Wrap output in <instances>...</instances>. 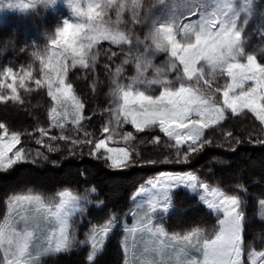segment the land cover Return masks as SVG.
Wrapping results in <instances>:
<instances>
[{
	"label": "rangeland",
	"instance_id": "obj_1",
	"mask_svg": "<svg viewBox=\"0 0 264 264\" xmlns=\"http://www.w3.org/2000/svg\"><path fill=\"white\" fill-rule=\"evenodd\" d=\"M28 2L29 0H0V31L7 33L3 39L5 45L0 50V72L7 67H12L17 73V90L24 102L20 104L9 101L7 104L22 107L24 111L31 113L36 127L32 131H17L5 125L9 135L12 132L21 134V142L16 147L25 150L29 162L17 163L12 168L0 170V172H12L23 165L59 168L64 161L82 160L85 157L106 163L87 154L89 145H72L61 140L52 141L40 135L38 128L44 127L49 129V136L66 135L77 139L82 138V130L78 133L71 123H68L63 131L51 127L49 112L55 106V102L47 95V85L43 83L45 69L33 55L34 52H38L46 62L49 52L53 50L52 41L55 39L57 29L63 27L65 21L83 24L84 20L78 17L77 10L82 8L86 11L88 4L96 0H38V3L34 5L20 6ZM118 2L126 6L119 19L116 9H109L105 20L109 25L125 31L128 36L127 41L117 46L100 40L95 47L86 48L88 55L85 58L90 64L95 63L92 70H84L77 66L70 68L67 76V81L72 83L74 92L85 105L84 114L86 107H89L91 119L83 123L93 139L111 134L101 131L102 125L110 119L108 109L119 107L121 90L125 89L127 84L132 83V80L134 81L133 96H139L140 91H143V96L148 100L157 101V107H167L171 104L175 97L167 95L169 89L163 92L160 85L167 83L174 87L180 82L170 77H176L182 72L185 58L197 51L199 37L193 30L194 26L202 14L209 15L213 11H218L217 4H223L225 0H138L137 9H135V17L138 20L134 18L132 0H118ZM234 2L242 12V23L249 19L244 30L247 50L256 53L259 62L264 65V56L259 55L261 47H264V34L261 33V29H264V0H253L254 6L250 18L243 14L245 0H234ZM74 39V33L66 34L55 51L72 46ZM227 42L228 38L216 41L215 46L208 47L202 55L196 57L192 65L191 79L186 76L180 77L183 81L181 87L191 88L196 95H208L209 97L213 95L219 101L220 94L214 93V87L216 84L222 85L225 81H229L226 69L235 64L234 61L220 60L221 56H227ZM84 43L87 44L89 41H84ZM107 51L116 52L117 55L106 57L105 52ZM97 56V60L94 61L92 58ZM123 59H126L128 63L122 64ZM213 60H220V62L213 64ZM172 64H176L177 67L172 68ZM105 65L108 66L107 70ZM117 67L122 69L121 79L114 90L113 77ZM29 68L32 77L25 81L24 87H19V81L23 75L21 69L26 72ZM54 68L55 65L47 69L53 76L55 75ZM37 78L41 79V86L35 84ZM153 81L156 83H152ZM6 83H12V80L9 79ZM128 91L131 92V88H128ZM0 94H9V89L0 88ZM133 107L137 110L140 108L138 104H134ZM65 110L72 111L69 105L58 108V112ZM68 120H71V116ZM234 123L238 125L247 123L249 125L248 137L259 138L260 143L264 144V126L260 125L251 113L243 116H229L221 125L206 129L205 135H210V139L220 146H223L224 142L227 146H231L237 139L234 134L228 137L227 132L233 133ZM113 127L115 128L114 124ZM116 132L115 142H110L109 146L134 148L142 157L151 154L152 158L159 159L175 151V149L162 146L168 138L158 130L136 133L132 125L123 124L116 129ZM120 132H132L136 140L125 144L119 135ZM0 134H3L2 129H0ZM157 136L160 137V144L153 143V138ZM5 139L7 140V137ZM37 139L45 143L38 144ZM47 145L57 146L59 151L50 152ZM15 150L14 148L13 152ZM8 155L11 156L12 153ZM222 164L225 163L221 159L213 158L200 165L201 173L195 170L164 171L149 180L163 184L169 174L197 175L199 180L208 183L211 189H219L227 194L241 196L244 200L246 216L245 264H251V260L264 264V261L260 260V254L264 253V193L261 196H254L247 191H241L236 187L239 182L235 180L222 184L212 174L214 166ZM149 180L132 197L129 211L130 223L126 218L117 220L114 216H110L99 224H91L88 218L89 210L103 208L102 202L97 200L96 192L92 189L81 192L74 189L60 190L71 191L73 195L78 196L79 207L83 209V212H80L73 211L71 206L66 208V211L72 213L68 219L70 224L75 223L73 235L76 241L87 239L92 228H103L111 223L112 229L104 240L103 250L109 239L121 230L124 235L122 246L125 264H143L145 260H150L152 264H177L178 260L186 262L191 259H202L203 241L214 238L219 228L217 214L207 209L206 204L199 199L200 195H208V198H211L210 195L205 194L199 187L193 192L191 189L179 186L171 192V202L166 213L162 211V207L151 211L149 202L155 199L153 193L157 190L151 188ZM142 188L144 192H141ZM58 192L45 194L34 189H22L5 196L4 199V207L0 214V227H10L22 234L25 230L30 233L27 236L29 251L32 253V258L37 259V264H50L62 255L85 252L87 255L89 252V248L75 243L68 252L42 255L49 243H55L59 238V224L54 215L59 207ZM14 196H39L43 206L34 202L17 203L13 201ZM188 210L199 211L201 217L197 224L186 228L181 226L180 221ZM52 233H56V236L50 241ZM186 237H191V239H185ZM103 250L97 255L96 260ZM89 263L92 264V262ZM0 264H6L2 248H0Z\"/></svg>",
	"mask_w": 264,
	"mask_h": 264
},
{
	"label": "snow or ice",
	"instance_id": "obj_2",
	"mask_svg": "<svg viewBox=\"0 0 264 264\" xmlns=\"http://www.w3.org/2000/svg\"><path fill=\"white\" fill-rule=\"evenodd\" d=\"M36 3L38 0H29L28 3H22L20 6L26 7ZM137 5L138 0H132L134 18L138 20L135 17ZM253 6V0H245L243 14L246 17H251ZM125 7L118 0H96L94 3H89L86 11L82 8L77 10L78 17L84 20L83 24L65 21L63 27L57 29L55 39L52 41L53 50L49 52L46 62L45 58L41 57L38 52L33 53L36 60L45 69L43 83L47 85V95L55 102V106L49 112L51 127L63 131L67 124L71 123L78 133L82 130V138L72 139L66 135L49 136V129L40 127L38 131L41 136L52 141H65L72 145H89L87 154L92 158L105 161L107 166L113 169H126L139 164L189 163L193 154L198 153L206 146H216L210 139V135H205V130L221 125L229 116H243L251 113L260 122V125L264 126V65L259 62L256 53L247 50L244 30L249 19L242 23V12L239 6L234 0H225L223 4H217L218 11H213L209 15L202 14L194 26L193 30L199 37L197 51L185 58L182 72L178 73L176 77H170L180 82L176 83L174 87L167 83L160 85L163 92L165 89H169L167 95L175 97L171 104L167 107H157V101L148 100L147 97L143 96V91H140L139 96H133L134 81L132 80V83L127 84V87L121 90L119 107L108 109L110 119L102 125L101 131L105 134H111L93 139L92 134L88 132L83 123L85 120L91 119V114H84L85 105L74 92L72 83L67 81V76L70 68L77 66L84 70H92L95 63L90 64L85 58L88 55L85 51L86 48L95 47L100 40L108 41L111 45L117 46H121V42L127 41L128 36L125 31L109 25L105 20L109 9H116V15L119 19ZM100 8H107V11L98 10ZM68 33L75 34L72 46L55 51ZM261 33L264 34V29H261ZM224 38H228V51L227 56H221L220 60L234 61L235 64L226 69V76L230 82L225 81L222 85L216 84L214 87V93L220 94L221 99L217 101L213 95L210 97L208 95H196L191 88L181 87L183 81L180 80V77L186 76L191 79L195 58L202 55L208 47L215 46L216 41H222ZM84 41H89V43L85 44ZM116 55V52H105L106 57ZM259 55L264 56V47H261ZM97 58L98 56L92 59L96 61ZM69 60L70 63H68ZM220 60H213V64L219 63ZM127 63L128 61L123 59L122 64ZM53 65H55L54 76L47 71ZM107 67L105 65L106 70ZM171 67L176 68L177 65L172 64ZM21 71L23 75L20 78L19 87H24L25 81L32 77V72L30 68L26 72L23 69ZM121 71L120 67L115 69L114 90L121 79ZM16 76L17 73L12 67H7L0 72V88L7 87L9 89V94H0V103L7 104L12 101L23 104L24 101L17 90ZM9 79L12 80V83H6ZM152 83H156V81ZM35 84L41 86V79L37 78ZM128 88H131V92L128 91ZM134 104L140 106L139 110L133 107ZM64 105H69L72 111L58 112V108ZM69 116H71L70 121L68 120ZM123 124L132 125L136 133L158 130L168 138L162 146L175 149L174 153L159 159L145 158L134 148L109 146L110 142H115L116 129ZM0 129L3 130V134H0V170L10 169L17 163L29 162L25 150L16 147L21 142V134L12 132L9 135L4 123H0ZM119 135L125 144L136 140L132 132H120ZM227 136L231 137L232 132H227ZM36 143L44 144L45 142L37 139ZM153 143L160 144V137H154ZM185 145L187 147H184ZM47 147L50 152L59 151L57 146L47 145ZM14 148L16 149L15 152H13ZM8 153H12V155L9 156ZM148 183L152 189L157 190L153 193L155 199L149 202L151 211H156L162 207V211L166 213L171 202V192L179 186L191 189L193 192L199 187L211 197L200 195L199 199L206 204L207 209L217 214L218 231L214 238L203 241L202 259H191L186 262L178 260L177 264H245L246 216L244 200L241 196L227 194L219 189H211L209 184L201 182L197 175L169 174L164 179L163 184L152 180H149ZM236 187L241 191H246L242 183H238ZM141 192H144L143 188ZM57 195L60 201L54 215L59 224V238L55 243L50 242L42 255L68 252L75 243H80L89 248L86 260L95 264L97 255L103 250L104 240L112 229L111 223L103 228H92L87 239L76 241L73 235L75 223L70 224L68 219L72 213L66 211V208L71 206L73 211L83 212V209L79 207V198L73 195L71 191H60ZM13 201L29 204L34 202L41 207L43 206L39 196H14ZM28 235L30 233H27L26 230L22 234L10 227H0V248L4 249L6 264H37V259H33L32 253L29 251ZM55 236L56 233H52L50 241ZM185 239H191V237ZM260 260L264 261V253L260 254ZM143 264H152V262L145 260ZM251 264H258V262L251 260Z\"/></svg>",
	"mask_w": 264,
	"mask_h": 264
},
{
	"label": "trees",
	"instance_id": "obj_3",
	"mask_svg": "<svg viewBox=\"0 0 264 264\" xmlns=\"http://www.w3.org/2000/svg\"><path fill=\"white\" fill-rule=\"evenodd\" d=\"M6 31H0V50L4 47ZM90 114L86 107L85 115ZM0 123L13 130H34L35 119L22 107L0 103ZM247 123L235 124L233 133L236 142L227 146H206L199 153L191 156L186 164H139L126 169H113L102 161L89 157L82 160H67L59 168L23 165L12 172H0V214L4 207L5 196L22 189H34L45 194H54L64 189H74L78 192L94 189L97 200L103 208H91L88 218L91 224H99L114 216L117 220L126 218L131 222L129 211L133 195L151 177L164 171L183 172L195 170L201 173L200 165L213 158L223 161L222 165L214 166L213 176L222 184L228 181H238L246 191L254 196L264 193V144L259 138L248 137ZM151 154L145 158H152ZM200 212L188 210L180 221L182 227H190L200 221ZM123 232L118 230L105 246L95 264H125L122 246ZM50 264H90L86 260V252L68 254L57 257Z\"/></svg>",
	"mask_w": 264,
	"mask_h": 264
},
{
	"label": "clouds",
	"instance_id": "obj_4",
	"mask_svg": "<svg viewBox=\"0 0 264 264\" xmlns=\"http://www.w3.org/2000/svg\"><path fill=\"white\" fill-rule=\"evenodd\" d=\"M109 6H112V5H109ZM98 10H100V11H107V9L106 8H100V9H98ZM85 15H87V13H85Z\"/></svg>",
	"mask_w": 264,
	"mask_h": 264
}]
</instances>
